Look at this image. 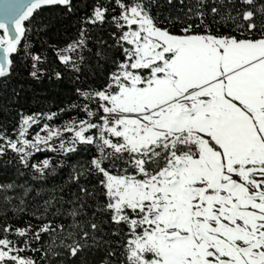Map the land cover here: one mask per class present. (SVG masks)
Returning <instances> with one entry per match:
<instances>
[{
    "label": "snow or ice",
    "instance_id": "snow-or-ice-1",
    "mask_svg": "<svg viewBox=\"0 0 264 264\" xmlns=\"http://www.w3.org/2000/svg\"><path fill=\"white\" fill-rule=\"evenodd\" d=\"M18 67L84 84L0 126V264H264V0H0V91ZM66 111L84 118L50 123ZM65 166L67 195L16 178Z\"/></svg>",
    "mask_w": 264,
    "mask_h": 264
},
{
    "label": "trees",
    "instance_id": "trees-1",
    "mask_svg": "<svg viewBox=\"0 0 264 264\" xmlns=\"http://www.w3.org/2000/svg\"><path fill=\"white\" fill-rule=\"evenodd\" d=\"M164 2V0H162ZM79 11L75 16L68 18H62L57 16L56 10H53V16L56 17L52 21V27L46 33H43L40 36L34 37L35 41V50H41V46L48 44H60L63 45L68 36L74 35V28L71 26L75 23L78 16L83 15L86 9L82 3L79 4ZM163 16H167L169 12L173 15H176V5L174 4L170 7L167 3H164ZM41 16L45 21L48 20V13H41ZM163 16L161 17L163 19ZM107 28V25L105 26ZM97 32H94L93 35H97ZM107 37V33H103ZM49 58V63H52L55 59L52 51L49 49L45 53ZM61 72H64V80L57 83L55 80L49 81L45 78L42 82L36 83L29 80L26 76V71L22 67H18L16 73L8 84L6 91H0V126L6 127L8 133L11 134L13 128L16 127L18 123L17 113L23 111L25 114H32L36 112H48V111H57L62 107H66L72 101L76 100L74 94V88L80 87L84 84V78H81L79 83H75L72 79V73L65 72L63 68H60ZM91 71V70H89ZM103 73L98 74L97 78L94 81H89L90 83H95L97 85L103 82L102 80ZM20 85H23V90H20ZM87 86V85H84ZM19 91V96H15L13 93ZM84 116L81 114L77 117L74 111H66L63 113L59 119L50 122L54 126H59L62 123L72 120V119H83ZM80 155H84L81 153ZM46 156H53L57 161L61 158L56 156L54 153L42 152L38 153L34 158L33 162L42 160ZM12 153H9L4 159H14ZM73 162L76 161V157H72ZM70 168L65 166L63 169H57V175L54 177L50 176L43 181H31L30 173L26 171L24 177H16L21 182L28 180L34 188L43 187L45 191H51L52 189H59L60 187H65V195L68 194L69 189L67 188V180ZM13 168H5L0 170V180L8 181L13 179ZM71 190H75V186H72ZM35 193L33 192L32 195ZM46 198V197H45ZM28 219V217H25ZM39 254H37L38 257Z\"/></svg>",
    "mask_w": 264,
    "mask_h": 264
},
{
    "label": "rangeland",
    "instance_id": "rangeland-1",
    "mask_svg": "<svg viewBox=\"0 0 264 264\" xmlns=\"http://www.w3.org/2000/svg\"><path fill=\"white\" fill-rule=\"evenodd\" d=\"M30 131L34 134L36 131H39V129L34 126ZM41 135H43V133H41ZM29 138H31V136Z\"/></svg>",
    "mask_w": 264,
    "mask_h": 264
}]
</instances>
